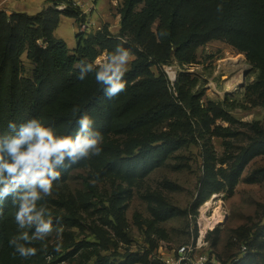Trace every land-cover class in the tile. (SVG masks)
Instances as JSON below:
<instances>
[{"label":"trees","instance_id":"trees-1","mask_svg":"<svg viewBox=\"0 0 264 264\" xmlns=\"http://www.w3.org/2000/svg\"><path fill=\"white\" fill-rule=\"evenodd\" d=\"M69 1L47 0L48 6L33 16L0 12V134L9 133L10 121L19 125L30 118H38L58 135H74L78 128L76 121L84 114L93 119L94 129L103 137L115 131H137L165 119L182 121L180 125L173 122L167 134L134 141L128 150L110 147L111 157L100 168V176L143 179L173 152L197 144V119L206 111L202 109L199 97L185 85L176 82L177 96L170 92L163 66L174 61L181 66L194 63L197 50L214 40L227 41L246 52L249 58L264 54V0H122L119 35L113 36L106 26L101 31L79 34L74 50L55 35L63 17L79 18L73 9L63 13L56 10L57 5ZM156 24L155 34L153 27ZM122 40L126 41L123 47L130 50L135 59L123 77L126 90L108 99L104 86L96 82L95 73L79 80V69L75 65L81 60L93 62L105 51L113 52ZM23 56L35 65L32 77L24 75ZM154 67L159 70V75L153 72ZM74 109L78 111L74 112ZM259 143H253L237 158L233 164V178L240 176L254 150L261 145ZM212 160L210 154L204 159L201 188L190 211L163 203L162 207L155 209L154 216L161 221L180 216L196 217L198 208L224 189L214 178ZM84 163L81 161L70 169H61V179L55 181L53 187L68 181ZM90 194L89 206L92 202H101L95 191ZM108 203L105 222L113 227L122 241L129 243L117 196L113 195ZM15 211L10 196L0 204V264H19L17 255H13L14 249L9 246V239L18 234ZM52 220L53 227L80 226V220L75 216L57 215ZM138 221L142 226L143 223ZM240 232L250 235L241 243V247H247L248 253L233 264H264L261 255H251V247L261 250L264 244V224ZM92 233L102 245L110 244L101 233L95 230ZM150 246L143 255L139 252L121 255L119 263L112 261L113 257L99 256L96 264H151L149 257L154 249L152 244ZM80 247H72V252L68 251L63 257L47 249L42 252V264H69L68 259L79 252ZM218 262L231 264L220 258Z\"/></svg>","mask_w":264,"mask_h":264},{"label":"rangeland","instance_id":"rangeland-1","mask_svg":"<svg viewBox=\"0 0 264 264\" xmlns=\"http://www.w3.org/2000/svg\"><path fill=\"white\" fill-rule=\"evenodd\" d=\"M22 3L28 5L29 2L22 0ZM121 3L122 0H117L115 6L103 0L98 2V8L104 7L97 25L108 27L116 37L121 28ZM29 12H34V9ZM157 26L153 27L155 34ZM55 35L70 50L76 48L79 32L72 20L63 19ZM134 59L127 65V71ZM22 61L24 75L32 77L35 65L26 56ZM162 69L168 77L172 94L177 96L176 82L185 85L187 90L199 97V103L206 111V115L200 116L202 119H197V144L173 152L146 178L128 180L117 175L100 176V168L111 157L110 147L128 150L134 141L167 134L173 122L180 125L182 121L165 119L137 131H115L103 137L100 155L86 160L68 181L53 187L52 196L38 202V205H44L52 212V219L57 215L75 216L80 220V226L53 227L51 236L30 245L37 248L35 256L24 259L17 255L19 264H42V252L47 249L56 251L57 245L60 246V251H56L58 257L72 252V247L81 245L80 251L68 259L69 264H96L99 256L113 257L112 261L119 263L122 261L121 255L138 252L143 255L144 250L152 247L151 244L155 252L160 246L173 251L191 243L196 237L195 227L197 232L200 211L205 213L201 208L206 203L198 208L196 218L189 215L161 221L154 216V211L163 203L190 211L201 188L204 159L208 154L213 157L214 178L224 188L211 196L210 199L215 196L214 205L205 213L210 223L208 229L213 230L206 236L209 257L216 262L218 258L226 263L231 262L240 252L244 238L250 237L240 231L264 224V54L249 58L246 52L227 41L214 40L197 50L194 63L181 66L174 61ZM152 70L159 75L156 67ZM167 72L172 77L175 75L174 85ZM255 142L261 145L254 150L240 176L233 178V164ZM91 191L101 197V202H92L89 206ZM113 195L118 198L129 243L122 241L113 227L105 222V208ZM219 201L223 218L217 224L215 207ZM138 220L143 223L142 226ZM57 228L63 230L62 239L56 237ZM93 230L101 233L110 244L102 245L92 233ZM251 250V255L258 253L264 262V244L261 250L254 247Z\"/></svg>","mask_w":264,"mask_h":264},{"label":"clouds","instance_id":"clouds-1","mask_svg":"<svg viewBox=\"0 0 264 264\" xmlns=\"http://www.w3.org/2000/svg\"><path fill=\"white\" fill-rule=\"evenodd\" d=\"M222 8V5H218ZM121 41L114 51L105 52L93 62L81 60L78 79L95 73V80L104 86L108 99L126 90L123 80L127 65L133 59L130 50ZM78 109H74V112ZM74 135H58L40 119L30 118L19 125L10 121L8 134H0V204L9 196L16 209L14 220L18 234L9 239L13 255L27 259L37 254L30 245L44 241L53 233L52 212L39 201L53 194V183L61 179V169H70L81 161L99 156L103 142L101 132L94 129L93 119L84 114L76 121ZM59 219V218H57ZM35 229L30 235V230ZM62 228L56 229L62 239ZM57 252L60 246L57 245Z\"/></svg>","mask_w":264,"mask_h":264},{"label":"built area","instance_id":"built-area-1","mask_svg":"<svg viewBox=\"0 0 264 264\" xmlns=\"http://www.w3.org/2000/svg\"><path fill=\"white\" fill-rule=\"evenodd\" d=\"M98 0H70L67 4H60L56 6V10L59 12H65L67 9H73L79 14L78 32L79 34L91 33L93 31H101L104 26L97 25L93 20L94 16L97 15L99 9L97 6ZM106 3L117 6V0H103ZM80 19H83L81 21ZM168 73V72H167ZM169 74V73H168ZM170 82L172 85L176 82L175 75L172 77L169 74ZM200 220L197 223L196 237L188 245L178 247L176 250L168 251L166 248L163 249L161 246L149 257L151 264H220L209 257L208 254V242L206 236L209 231L207 226L202 225V211H200ZM196 218V217H195ZM247 247L242 246L240 248V254L236 257L231 264L238 263L241 258L247 255ZM144 254V251H143ZM60 264H68L67 262H61Z\"/></svg>","mask_w":264,"mask_h":264},{"label":"crops","instance_id":"crops-1","mask_svg":"<svg viewBox=\"0 0 264 264\" xmlns=\"http://www.w3.org/2000/svg\"><path fill=\"white\" fill-rule=\"evenodd\" d=\"M23 1L29 2L28 5L23 4L22 0H0V12H5L9 15L10 14L25 13V14L33 16V15H36L35 13L39 14L48 6L47 0H23ZM98 2H99V0L97 1V6H98ZM103 7L104 6H101V8H98L99 11H98L97 15L94 16V18H93V20L95 21L96 24L98 22V18L103 16L102 14H100V11L103 10ZM31 9H34V12H29ZM65 18L66 17H63L62 20ZM66 19H69V18H66ZM62 20H61V22H62ZM70 20H72L77 27L79 26V22L76 19H70ZM60 25H61V23H60ZM60 25H59V27H60ZM76 43H77V41H76Z\"/></svg>","mask_w":264,"mask_h":264},{"label":"bare ground","instance_id":"bare-ground-1","mask_svg":"<svg viewBox=\"0 0 264 264\" xmlns=\"http://www.w3.org/2000/svg\"><path fill=\"white\" fill-rule=\"evenodd\" d=\"M214 198H215V196L214 197H212V199H210V201L209 202H207L206 204V206L205 207H202L201 209L203 210V213L205 212L206 213V211L208 210V208L209 207H211L212 205H214ZM217 198V197H216ZM218 201V200H217ZM218 204V206H216L215 207V211H216V215H215V217H216V223L218 224V223H220L221 221H222V206H221V203H220V201L218 202V203H216V205ZM205 213L204 214H202V223L204 224V226H207V227H209V225H210V223L208 222V220H207V218H206V216H205ZM207 214V213H206Z\"/></svg>","mask_w":264,"mask_h":264}]
</instances>
